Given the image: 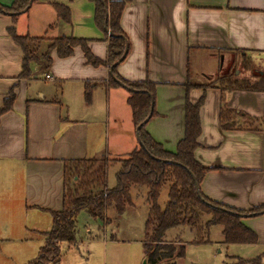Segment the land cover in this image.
Returning a JSON list of instances; mask_svg holds the SVG:
<instances>
[{
    "label": "crops",
    "instance_id": "0c3cea01",
    "mask_svg": "<svg viewBox=\"0 0 264 264\" xmlns=\"http://www.w3.org/2000/svg\"><path fill=\"white\" fill-rule=\"evenodd\" d=\"M109 1L125 3L121 26L129 49L117 65L118 73L129 81L157 84L156 114L147 122V132L175 151L184 135L185 103L204 96L195 157L212 169L201 182V191L236 209L264 205V0ZM12 3L0 0L1 5ZM55 3L69 7L70 22L58 19ZM94 17L90 0H35L15 23L0 13V107L12 88L16 93L13 109L0 119V241L9 237L5 236L16 212L26 215V230L45 237L49 230L30 225L29 213L33 209L49 213L53 223L50 211L62 208L68 161L99 155L119 159L139 145L129 90L111 86L110 67L87 63L81 47L67 58L52 52L45 74V79L49 75L47 79L53 80L51 88H31L40 69L36 63L31 78H18L23 52L9 36V27L21 35L87 39L91 52L107 60L110 35ZM241 63L250 72L245 68L236 73ZM231 71L234 78L258 87L223 90L218 82L187 91L188 81L214 83ZM87 83L92 88L89 97ZM224 108L236 111L233 129L222 126ZM97 110L103 111L104 119ZM250 118L256 121L252 125ZM133 201L131 207H136L135 197ZM242 222L256 232L258 242L226 244L221 235L217 243L233 245V254L226 255L230 261L264 253V212Z\"/></svg>",
    "mask_w": 264,
    "mask_h": 264
},
{
    "label": "trees",
    "instance_id": "16d2710c",
    "mask_svg": "<svg viewBox=\"0 0 264 264\" xmlns=\"http://www.w3.org/2000/svg\"><path fill=\"white\" fill-rule=\"evenodd\" d=\"M90 1L95 5L94 18L97 25L104 27L108 22L112 32L109 36L107 60H102L91 52L87 39L66 35L57 37L21 35L16 27L12 26L8 28V34L23 52L19 79H29L33 76V63H36L40 70H49L53 62V51H56L59 58H67L73 55L75 48L81 47L87 63L93 66L111 67L122 59L127 45L129 49L126 34L121 26L125 3L109 0ZM29 6L30 0H13L10 6L0 4V13L10 15L15 23L18 16ZM54 6L58 19L71 21V11L67 5L55 3ZM234 71L218 77L214 83L203 85L188 81L187 91L193 87L205 89L213 87L218 82L223 90L258 87L246 80L234 78ZM119 81L129 90L128 103L139 137L138 147L119 159L111 160L99 155L67 162L62 208L50 211L53 227L45 232L46 244L39 249L38 255L26 264H48L59 254L60 242H74L77 231L76 217L81 210L102 220L106 219L108 209L123 214L128 207L134 205L133 193L136 191L138 194L141 189L146 190L145 201L148 203L143 247L149 264H177L178 259L184 257L185 240L180 235L173 239L167 237L173 228H188L195 234L193 242L197 244L212 242L210 231L215 225L222 226L223 243H257L256 232L246 226L242 219L249 215H261L264 212V205L254 206L249 210L236 209L208 198L201 191V182L212 169L204 166L195 157L201 134L200 108L204 103V96L195 103L189 100L185 103L184 135L178 142L176 150L170 151L147 132V123L137 129L151 111V118L156 114L157 84L148 80L137 82L126 80L118 73L116 65L109 78V84L119 86L121 85ZM91 90V85L87 83V97L90 96ZM15 101L16 93L12 88L0 107V119L13 109ZM235 115L236 111L230 108L221 111L220 120L225 129L236 127V123L233 122ZM247 121L251 125L256 122L251 118ZM112 165H118V171L116 185L109 187L108 170ZM196 182L199 185V193ZM163 188L167 189L168 196L164 206L159 201ZM225 264H264V253L248 260L236 257Z\"/></svg>",
    "mask_w": 264,
    "mask_h": 264
},
{
    "label": "rangeland",
    "instance_id": "374dc122",
    "mask_svg": "<svg viewBox=\"0 0 264 264\" xmlns=\"http://www.w3.org/2000/svg\"><path fill=\"white\" fill-rule=\"evenodd\" d=\"M34 8L36 7L34 6ZM32 10L34 12V9ZM252 65L258 69L261 68L253 62ZM238 66L236 73L239 70H250V67H245L246 70L243 69V63ZM34 67L35 64H32V69H35ZM36 72L38 78H33L31 81L32 89L45 90L54 86L53 80L45 79L48 70L38 69ZM30 94L35 97V92H30ZM97 112L99 111L97 110ZM100 112L104 119L103 111ZM117 171L118 165H112L109 168V187L116 185ZM145 192V189H141L138 194L136 191L133 193V197L137 200V206L128 207L126 216V212L118 214L115 210L108 209L106 219L102 220L81 210L76 217L75 241L60 242L59 254L48 264H144V260H147L143 247L144 224L148 211ZM167 200V189L163 188L159 199L160 204L164 206ZM49 216V213L33 209L29 213L30 225L37 223L47 227L43 230H51L53 223L50 222ZM25 217V214L16 212L10 223L9 235L5 236L9 237L0 241V264H26L34 259L38 255L40 247L46 244V236L39 235L37 238L30 233V228L26 230L28 222H26L27 219L24 220ZM221 232L222 226L215 225L210 231L212 242L197 244L193 242L195 234L188 228L171 229L167 234L168 239L180 235L186 242V253L184 257L178 259L177 264H225L224 261L230 262L226 255L233 254V245L226 246L217 243L222 239Z\"/></svg>",
    "mask_w": 264,
    "mask_h": 264
},
{
    "label": "water",
    "instance_id": "95a60500",
    "mask_svg": "<svg viewBox=\"0 0 264 264\" xmlns=\"http://www.w3.org/2000/svg\"><path fill=\"white\" fill-rule=\"evenodd\" d=\"M33 2V0H30V5H31V3ZM29 7H27L25 10H23V11H26L27 9H28ZM108 16H109V14H108V11H107V20H108ZM105 30L109 33V35H112V32H111V30H110V28L108 27V22H106L105 23ZM127 52H128V45L126 46V49H125V52H124V55H123V57H122V59L121 60H119L118 62H116V63H114L111 67H110V76L112 75V70H113V68L116 66V65H118L125 57H126V55H127ZM119 83L122 85V86H124L125 87V85L121 82V81H119ZM151 116H152V111L150 112V114L148 115V117L138 126V128L137 129H139L142 125H144L145 123H147L149 120H150V118H151ZM137 139L139 140V137L137 136ZM194 180H195V178H194ZM196 186H197V191H198V193H199V185H198V183L196 182ZM144 264H148V261L145 259L144 260Z\"/></svg>",
    "mask_w": 264,
    "mask_h": 264
},
{
    "label": "built area",
    "instance_id": "2783aa9c",
    "mask_svg": "<svg viewBox=\"0 0 264 264\" xmlns=\"http://www.w3.org/2000/svg\"><path fill=\"white\" fill-rule=\"evenodd\" d=\"M47 78H51L49 75H47Z\"/></svg>",
    "mask_w": 264,
    "mask_h": 264
}]
</instances>
